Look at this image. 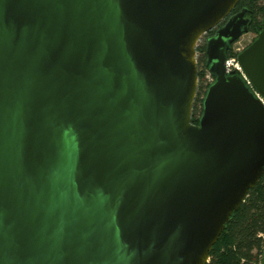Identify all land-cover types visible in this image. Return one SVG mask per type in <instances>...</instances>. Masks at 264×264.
I'll return each mask as SVG.
<instances>
[{"label": "water", "instance_id": "water-1", "mask_svg": "<svg viewBox=\"0 0 264 264\" xmlns=\"http://www.w3.org/2000/svg\"><path fill=\"white\" fill-rule=\"evenodd\" d=\"M239 0H0V264H206L264 173L227 51ZM238 62L264 97L261 31Z\"/></svg>", "mask_w": 264, "mask_h": 264}, {"label": "trees", "instance_id": "trees-1", "mask_svg": "<svg viewBox=\"0 0 264 264\" xmlns=\"http://www.w3.org/2000/svg\"><path fill=\"white\" fill-rule=\"evenodd\" d=\"M242 9L249 20L246 33H252L257 37L261 31L264 0H239L229 17ZM212 30L201 37L196 46L198 87L192 109V124L198 123L202 113V102L209 86L205 80L207 72L205 52L207 38L215 34ZM229 50L227 57L230 55ZM262 232H264V173L256 186L249 190L241 206L230 216L209 252L206 264H255L260 247L258 235Z\"/></svg>", "mask_w": 264, "mask_h": 264}, {"label": "built area", "instance_id": "built-area-1", "mask_svg": "<svg viewBox=\"0 0 264 264\" xmlns=\"http://www.w3.org/2000/svg\"><path fill=\"white\" fill-rule=\"evenodd\" d=\"M255 39L256 36L254 34H253V39L247 43H245L244 41L242 42L241 39L238 38L230 47L229 50L230 55L226 58L224 62V67H225L226 75L235 74L239 76L242 82L244 83V86L248 89V91L252 94V96L264 107V97L253 86V84L251 83L249 78L245 75L238 62V55L244 49H246ZM205 80L207 81V84L209 86L214 81V78L208 73V71L206 72ZM258 238L260 239V247L256 254L255 264H264V232L260 233L258 235Z\"/></svg>", "mask_w": 264, "mask_h": 264}, {"label": "rangeland", "instance_id": "rangeland-1", "mask_svg": "<svg viewBox=\"0 0 264 264\" xmlns=\"http://www.w3.org/2000/svg\"><path fill=\"white\" fill-rule=\"evenodd\" d=\"M240 39H241V41L243 42H245V43H247V42H249L250 40H252L253 39V34H251V33H244L241 37H239ZM200 41V40H199ZM197 45H198V43H197ZM196 45V46H197ZM196 60H197V54H196ZM198 87V86H197Z\"/></svg>", "mask_w": 264, "mask_h": 264}, {"label": "flooded vegetation", "instance_id": "flooded-vegetation-1", "mask_svg": "<svg viewBox=\"0 0 264 264\" xmlns=\"http://www.w3.org/2000/svg\"><path fill=\"white\" fill-rule=\"evenodd\" d=\"M230 15V14H229ZM245 18H246V16H244ZM228 18H229V16L228 17H226L217 27H215V28H213V30L212 31H215V33H216V31H217V29H219L221 26H223L225 23H226V21L228 20ZM226 20V21H225ZM224 22V23H223ZM207 35V33L206 34H204L203 36H206ZM215 35V34H214ZM213 35V36H214ZM202 36V37H203ZM232 45V44H231ZM231 45H230V47H231ZM198 124V123H197ZM197 124H195V125H197Z\"/></svg>", "mask_w": 264, "mask_h": 264}]
</instances>
